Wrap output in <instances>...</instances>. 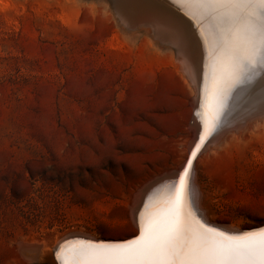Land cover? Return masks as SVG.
<instances>
[{"label":"rangeland","instance_id":"rangeland-1","mask_svg":"<svg viewBox=\"0 0 264 264\" xmlns=\"http://www.w3.org/2000/svg\"><path fill=\"white\" fill-rule=\"evenodd\" d=\"M174 1L0 0V264H59L55 247L71 233L135 236L139 193L157 179L165 190L204 134L210 100L195 96L172 49L196 34L213 64L202 25L215 19L198 0L193 13ZM157 18L173 31L155 33ZM243 116L213 126L193 172L206 221L241 231L264 225V120L239 129Z\"/></svg>","mask_w":264,"mask_h":264},{"label":"snow or ice","instance_id":"snow-or-ice-1","mask_svg":"<svg viewBox=\"0 0 264 264\" xmlns=\"http://www.w3.org/2000/svg\"><path fill=\"white\" fill-rule=\"evenodd\" d=\"M198 2L218 21L214 47L220 54L213 53L214 76L217 64L225 84L249 78L258 64L264 66V0ZM189 175L185 168L161 208L141 213L138 238L112 247L82 245L75 259L63 264H264V229L229 236L185 212Z\"/></svg>","mask_w":264,"mask_h":264},{"label":"bare ground","instance_id":"bare-ground-1","mask_svg":"<svg viewBox=\"0 0 264 264\" xmlns=\"http://www.w3.org/2000/svg\"><path fill=\"white\" fill-rule=\"evenodd\" d=\"M160 1V0H159ZM176 1V0H175ZM174 1V2H175ZM194 1V0H193ZM113 2V1H111ZM168 2V1H167ZM177 2H180V0ZM182 2V1H181ZM180 2V3H181ZM184 2H186V0H184ZM191 2V1H190ZM196 1H194L195 3ZM1 3V2H0ZM127 3V2H126ZM136 3V2H135ZM179 3V4H180ZM189 4V0L185 3L186 4ZM199 3V2H196V4ZM115 4V3H114ZM133 4V3H132ZM161 4V3H160ZM182 4V3H181ZM188 4L186 5V7L188 6ZM191 4H193L191 2ZM194 4V7H196L197 5L199 4ZM119 5V4H118ZM125 5V4H124ZM135 5V4H134ZM178 5V3H177ZM196 5V6H195ZM117 7V5H115ZM120 6V5H119ZM136 6V5H135ZM134 6V7H135ZM180 6V5H179ZM114 7V6H113ZM116 7L114 9H116ZM124 7V6H123ZM167 7V6H166ZM199 7V6H198ZM197 7V9H198ZM202 7V6H201ZM200 7V9H201ZM121 8V7H120ZM128 8V7H127ZM145 8V7H144ZM189 11V13L192 11L193 13V10H191L192 7H187ZM186 8V10H187ZM122 9V8H121ZM125 9V8H124ZM131 9V8H130ZM136 9V8H135ZM182 9V7H181ZM193 9V8H192ZM195 11L197 12H194L196 14V16L198 17V10H196V8H194ZM129 10V9H128ZM141 10V9H140ZM146 10V9H145ZM183 10V9H182ZM133 11V10H132ZM143 11V10H142ZM148 11V10H147ZM203 11V10H202ZM200 10V13L202 12ZM116 12V11H115ZM150 12V11H149ZM188 11H186L187 13ZM208 12H209V9H208ZM118 13V12H117ZM139 14H141V12H138ZM182 13V12H181ZM199 13V17L200 20L201 19H204L205 18L203 17V12H202V16H200L201 14ZM211 13V11H210ZM133 14V13H131ZM212 14V13H211ZM117 15V14H116ZM118 15H120L118 13ZM122 15L124 14H121L119 17L121 19ZM136 15V14H135ZM151 15V14H150ZM171 15V14H170ZM186 15H189V14H186ZM205 15V14H204ZM147 16V14H146ZM149 16V15H148ZM160 16V15H159ZM165 16V15H164ZM185 16V15H184ZM195 16V17H196ZM210 16V15H209ZM212 16V15H211ZM144 17V15H143ZM153 17V16H152ZM170 17V16H169ZM191 17V15H190ZM193 17V15H192ZM125 17H123L121 20H123ZM147 18V17H146ZM188 18V17H187ZM208 18H211V17H208ZM207 18V19H208ZM140 19V18H139ZM151 19V17H150ZM149 18L147 20H150ZM154 19V18H153ZM152 19V20H153ZM159 19V18H157ZM173 19V18H172ZM175 19V18H174ZM190 19V18H189ZM194 19V18H193ZM212 19H213V16H212ZM210 19V20H212ZM126 20V19H125ZM123 20V24H124V21ZM128 20V19H127ZM127 20L125 22V24L127 23ZM144 21V19H141ZM155 20V19H154ZM163 21V18L161 19ZM169 20V18H168ZM195 20V19H194ZM209 20V19H208ZM207 20V21H208ZM139 21V20H138ZM142 21V22H143ZM160 21V19L158 20ZM176 21V20H174ZM172 21V22H174ZM215 21V20H214ZM211 23L213 24H209L207 22L204 23V25H202L203 29L208 31L207 33V39L206 40H210L213 42V40H215V42H217V40H219V34L217 33L216 29V26H214V22ZM181 22V21H180ZM198 22V21H196ZM122 23V22H121ZM143 23H146V22H143ZM142 23V24H143ZM150 23H152L150 21ZM195 23V22H194ZM201 23V22H200ZM203 23V22H202ZM201 23V24H202ZM217 23V21H216ZM137 24V23H136ZM141 24V25H142ZM148 24V23H147ZM153 24V23H152ZM179 24V23H178ZM139 25V24H138ZM145 25V24H143ZM194 25V24H193ZM195 25H199V24H195ZM212 25V26H211ZM130 25H128L127 27H129ZM133 26V25H132ZM140 26V25H139ZM155 31H161L162 29H166L167 26H171L172 28V31L174 29V25L170 22H167V20L165 22H157L153 25ZM211 26V27H210ZM138 27V26H136ZM146 27V26H144ZM142 27V29H144V31L146 33H149L150 35H154L155 33L157 32H152L150 29H148L147 27L144 28ZM201 27V28H202ZM192 28V27H191ZM137 29V28H136ZM164 29V30H165ZM170 29V28H169ZM188 29V28H187ZM196 29V28H195ZM201 29V30H203ZM191 30V29H190ZM195 31V30H194ZM198 32V29L196 30ZM219 31V30H218ZM176 32V30H175ZM201 32V31H200ZM135 33V32H134ZM137 33V32H136ZM161 33V32H160ZM163 33V31H162ZM161 33V34H162ZM165 33V31H164ZM174 33V32H173ZM172 33V34H173ZM179 33V31H178ZM158 34V33H157ZM176 34V33H175ZM181 34V33H180ZM200 34V33H199ZM202 34V33H201ZM204 34V33H203ZM210 34V35H209ZM213 34V36H212ZM156 35V34H155ZM155 35L153 36V38H155ZM168 37L169 35L168 34H162V37ZM166 35V36H165ZM177 35V34H176ZM208 35L210 37H208ZM212 36V37H211ZM158 37V35H157ZM163 37V38H164ZM172 36H170L169 40L171 39ZM186 37V36H185ZM196 34H194V38H192L191 36H187L186 38V41L184 40H181V44L178 45L175 44V46H173V49H172V55L175 57L176 59V66H177V69L178 71L183 75L184 79L189 83V85L193 88V91L195 90V96H196V93L199 92V94L202 95V100L207 97L209 98V104L206 107V111H207V114H206V117L205 120H208V117H209V123L207 122V125H205V130H204V134L202 133V135L197 139H193L192 140V143L189 145V149H188V153L186 155V158L185 160L183 161V163L181 164L180 166V169L177 170V172L168 178V180H166L167 182V190L165 188L164 190V187H162V182L164 181V179H157L155 181H153V183H150L147 187L144 188V190L142 192L139 193V195H142L141 197H138L136 198V200L138 201V203H140L141 199L142 201L144 200V198H146V200H144L140 206H137L135 208V220L136 222L138 223L139 225V220H140V215L141 213L145 212L146 210L151 212V211H155L157 210L158 208H161L164 204V201L166 200L167 198V195L168 193L170 192L171 190V186L175 183H177L179 181V177L180 175L183 173H180L190 151H192L193 149V146H194V143L197 141V143L195 144L194 146V151H192L191 153V157H190V160L192 161L191 165L187 166L186 168H189V196H188V199L186 201V204H185V212H189L191 211L193 215L196 216V219L200 220L202 223H204L207 227L211 228V229H214L215 231L217 232H220V233H223L225 235H229V236H240V235H243L245 233H250V232H244V231H241L239 230L238 228L234 227L233 225L232 226H227V225H224L222 227H215L214 224H210V222H207L205 217L202 215L201 213V202H200V193L199 191L197 190V185H195L193 183V172L195 171V163L197 161V159L199 158L200 156V153L202 151V149L204 148L205 149V146L207 147L206 143H205V140L207 139L208 137V134L211 135V131L213 129V126L219 121L222 122L224 120V118L230 114V112H233L235 109H238V112L239 114L241 113V116L244 115V114H247L248 118L247 119H243L244 116L242 118H239L238 119V123H237V128L239 129H243L247 124H249L251 121L248 122V120H253L254 118H258L261 119V120H264V66H261V65H257L254 69V74H252L249 78H244V79H241L239 81H231V82H228L227 84H225L223 82V80L217 76L215 79V84L213 83V75L212 74V70H213V64L212 63V60H210L204 53H203V50L201 49V47H199L196 43ZM202 37V36H201ZM206 37V36H204ZM150 38V37H149ZM160 38V37H159ZM158 38V39H159ZM211 38V39H210ZM183 39H184V36H183ZM203 39V38H201ZM163 42H164V39H162ZM178 41V40H177ZM176 41V42H177ZM207 41V42H208ZM209 41V42H210ZM158 42V41H157ZM162 42V43H163ZM167 42V41H166ZM203 42V41H201ZM200 42V43H201ZM211 42V43H212ZM161 43V41H160ZM168 43V42H167ZM170 44V43H169ZM200 45V44H199ZM204 45V43H203ZM202 45V47H203ZM206 45V44H205ZM170 46V45H169ZM212 50L217 54L219 55V49L218 48H214V42L212 43ZM172 48V47H171ZM209 50V49H208ZM207 51V50H206ZM208 53V52H207ZM212 56V58H214V55L211 53L209 54ZM211 61L210 64H211V76L212 78H210L209 76V66L207 64L206 61ZM221 60H223V57H221ZM175 61V60H174ZM220 67V64H217V69ZM219 72V71H218ZM217 75V74H216ZM214 84V86H213ZM190 87V88H191ZM213 87H219L220 88V91H221V94H219V97H217L215 99L214 96V88ZM218 88V89H219ZM217 90V89H216ZM197 91V92H196ZM216 95L217 92H216ZM198 98V96H196ZM212 99V100H211ZM215 99V102H213V100ZM198 101V100H196ZM206 101V100H205ZM204 101V103H205ZM201 102V101H200ZM196 103V102H195ZM203 103V104H204ZM197 106V104H196ZM198 108V106H197ZM204 109V108H203ZM203 111V110H202ZM197 116V115H196ZM199 117V116H198ZM202 117V116H201ZM246 117V116H245ZM262 117V118H261ZM203 118V117H202ZM199 119V118H198ZM258 119V120H259ZM195 120V119H194ZM203 120V119H202ZM201 120V121H202ZM200 121V119H199ZM225 121V120H224ZM197 122V121H196ZM218 123V124H219ZM200 124V122H199ZM204 124V123H203ZM223 124V123H222ZM232 124V123H231ZM204 126V125H203ZM202 127V126H201ZM248 127V126H247ZM204 128V127H203ZM235 128V126H234ZM220 129V128H218ZM230 129V128H229ZM223 130V129H222ZM231 130V129H230ZM221 131V130H220ZM226 131V130H225ZM224 131V133H225ZM239 131V130H238ZM241 131V130H240ZM246 132V131H245ZM222 134V133H221ZM238 134V133H237ZM238 136V135H237ZM203 137V139H202ZM212 138V137H211ZM212 140V139H211ZM212 143V141H211ZM197 145H200L199 148H197ZM192 149V150H191ZM201 149V150H200ZM198 151H200L198 153ZM195 152V156L197 154V157L195 158V156H193V153ZM195 158V160H194ZM193 160H194V163H193ZM192 164H193V167H192ZM191 167H192V173L190 172L191 170ZM163 178V177H162ZM164 183V182H163ZM169 187V188H168ZM154 190V191H152ZM165 191V192H164ZM156 192V194H154ZM160 192V193H159ZM146 194V195H145ZM155 195L159 196V199H155ZM154 196V201L156 200V202H153L151 203V201H149L150 197H153ZM152 200V199H150ZM137 203V202H136ZM147 205V209L145 208V206ZM202 209V208H201ZM134 212H133V215H134ZM139 229V227H138ZM264 229V228H262ZM261 229L259 230H254V231H251V232H259ZM80 233V232H79ZM78 234V233H77ZM68 234L66 236H64L60 241L59 243L57 244V246L55 247L56 248V255L59 259V264H63V261L65 259L71 261L73 259H75V252L76 250H78L82 245H87V244H91V245H96V246H106L108 247L107 244H103L102 242H98V243H94L92 241H99V239H94V238H91V237H84V236H80L79 234ZM140 235V234H139ZM77 237H83L84 239H79ZM87 239V240H85ZM88 240H91V241H88ZM129 243V242H128ZM23 244V243H22ZM29 244V242H28ZM127 244V243H125ZM33 245V243H32ZM35 245V244H34ZM40 245V244H39ZM44 245V244H43ZM124 245V244H122ZM115 246H119V245H115ZM21 247V246H20ZM44 247V246H42ZM41 247V248H42ZM109 247H112V246H109ZM27 250H31V249H27ZM53 250V249H52ZM32 251V250H31ZM36 252V251H35ZM33 256V255H32ZM36 262V261H35Z\"/></svg>","mask_w":264,"mask_h":264},{"label":"water","instance_id":"water-1","mask_svg":"<svg viewBox=\"0 0 264 264\" xmlns=\"http://www.w3.org/2000/svg\"><path fill=\"white\" fill-rule=\"evenodd\" d=\"M109 1V0H108ZM146 2V1H145ZM110 3V2H109ZM142 3V2H141ZM144 5H142V6H145V7H147V8H149V10H151V11H155V12H157V13H159L160 15L162 14V15H165L164 14V12H163V10H161L159 7L157 8L155 5H152V4H148V3H143ZM155 4V3H154ZM166 16V15H165ZM197 142H195L194 143V146H195V144H196ZM194 146H193V148H194ZM192 148V149H193ZM191 149V150H192ZM190 154H191V151H190V153H189V155H188V158H187V160L185 161V163H184V165H183V167H182V169H181V171H180V173H182L183 172V170L188 166V161L190 160ZM159 180V179H158ZM262 228H264V225H262V226H259V227H253V228H250V229H247V230H245L244 232H251V231H254V230H259V229H262ZM139 234H140V232H139V230H138V233L135 235V236H132V237H130V238H128V239H125V240H117V241H115V240H105V239H102V240H99V241H92V242H94V243H98V242H102L103 244H107L108 245V247L109 246H115V245H122V244H125V243H128V242H130V241H132V240H135L136 238H138V236H139ZM77 238H79V239H84L83 237H77ZM85 240H87V239H85ZM88 241H91V240H88ZM97 245V244H96Z\"/></svg>","mask_w":264,"mask_h":264}]
</instances>
